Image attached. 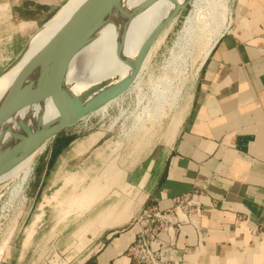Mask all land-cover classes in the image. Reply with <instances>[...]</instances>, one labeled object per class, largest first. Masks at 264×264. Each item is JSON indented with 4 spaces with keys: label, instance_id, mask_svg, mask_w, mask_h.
I'll list each match as a JSON object with an SVG mask.
<instances>
[{
    "label": "crops",
    "instance_id": "obj_1",
    "mask_svg": "<svg viewBox=\"0 0 264 264\" xmlns=\"http://www.w3.org/2000/svg\"><path fill=\"white\" fill-rule=\"evenodd\" d=\"M67 1L0 0V74ZM232 11L228 29L199 67L158 174L143 183L141 207L167 210L173 199L186 195L199 205L196 226H182L174 249L163 254L178 264H264V0H234ZM66 146L54 147L43 167L44 181ZM65 163L63 158L57 167ZM61 179L52 200L46 197L40 205L25 244L37 235L44 206L54 200L55 206L64 201L63 207L86 190L82 175ZM128 206L99 231L94 225L108 206L84 211L82 219L77 212L68 214L63 224L60 210H53L47 242L54 232L74 230L79 238L71 235L69 245L77 250L62 264H135L126 249L134 240L129 223L139 210L134 202Z\"/></svg>",
    "mask_w": 264,
    "mask_h": 264
},
{
    "label": "rangeland",
    "instance_id": "obj_2",
    "mask_svg": "<svg viewBox=\"0 0 264 264\" xmlns=\"http://www.w3.org/2000/svg\"><path fill=\"white\" fill-rule=\"evenodd\" d=\"M193 1L191 0L177 17L168 23L165 27L167 29L165 37L161 38L163 30L150 45L144 54L146 59L141 72L122 96L110 103L104 112L96 111L64 131L57 137L58 139L45 146L44 152L31 160L32 171L25 183L22 196L10 201L7 193L0 192V264H49L52 259L54 262L51 264H62L73 256L76 247L70 249L72 246L69 245V238L73 234L79 238L78 232L57 231L51 236L53 239L47 242L49 230L56 217L53 210H60V220L65 217L68 219V214L75 212L76 217H81L84 211L107 207L113 198L121 194V190L127 189V186L129 188L124 191L125 199L118 210H125L126 206L129 210L128 205L132 202L136 210L142 208L140 203L143 183L158 174L162 160L171 148L178 126L187 110L208 43V39L201 38L185 48L183 57H178L184 49V41L180 39L181 27L191 11L190 5ZM233 2L234 0L227 2L231 20ZM202 31L203 28L196 29V34L199 36ZM165 76L168 78L164 89L171 93L163 107L153 112V119L147 118L149 122L145 121L144 131L138 132L136 136L131 133L126 137L127 129L133 126L135 118L141 116L143 108L153 106L152 101L149 102L152 100L153 88H159L155 85ZM150 112L152 113V110ZM58 142L67 146L59 156L54 157L55 167L50 170L49 177L44 181L43 167L52 158ZM63 158L66 160L65 167H57ZM57 172L59 174L56 177ZM78 175H82V184L86 186V190L89 184L106 179L101 189L99 188V194L97 193L96 201L101 202L93 208L94 203L87 204L88 200L85 198H69L63 207L61 206L64 201L59 200L58 206H55L54 200L51 201L43 208L46 215L40 223L37 235L25 244L32 220L37 216L40 205L46 203V197L51 198L55 190L62 187V177L76 179ZM86 190H83L82 194L86 193ZM91 216L89 215V218ZM60 223L63 224V221ZM7 248L8 251L5 253ZM54 250L58 251L57 256L53 255Z\"/></svg>",
    "mask_w": 264,
    "mask_h": 264
},
{
    "label": "bare ground",
    "instance_id": "obj_3",
    "mask_svg": "<svg viewBox=\"0 0 264 264\" xmlns=\"http://www.w3.org/2000/svg\"><path fill=\"white\" fill-rule=\"evenodd\" d=\"M85 1L68 0L54 17L32 36L21 59L0 75V102L21 69L45 46ZM185 2L187 0H117L99 10L97 12L98 20L92 24V32L89 38L69 62L62 82L65 95L71 99L85 101L95 96L102 87L110 88L129 77L140 48L150 39H153V43L163 30L161 38L165 37L167 32L165 27L179 14L173 15L176 8L185 4ZM227 2L228 0H194L191 3V11L181 27L182 35L180 39L182 38V42L184 41V49H182L178 57L184 56L185 48H188V45L205 38L208 39V43L202 62L205 60L217 38L228 29L231 23V14L227 7ZM164 23L166 24L161 29ZM200 28H203V31L198 36L196 29ZM145 59L146 57L144 56L134 81L141 72ZM167 78L168 76H165L155 85L159 86V88H153L152 100H149V102L152 101L151 105L153 106H145L143 108L141 116L135 118L133 126L127 129L126 137L131 135V133L136 136L138 132L144 131V123L147 118L150 119L152 117L153 119L152 114L163 107L165 100L171 93V91H165L166 89H164ZM34 79L35 74L29 78V80ZM114 101L116 99L110 103ZM110 103L99 110L104 112ZM150 110H152V113ZM58 115L59 112L50 96L20 109L0 128V154L13 148L20 141L25 140L30 134H35L41 128L49 126L52 120L58 118ZM144 117L145 119H143ZM149 119L147 120L148 122ZM20 122L25 124L24 129L20 128ZM10 131L14 133L12 136L9 134ZM45 146L12 170L0 176V192L7 193L9 200L23 193L25 183L28 181L32 171L31 160L39 153L44 152ZM105 180L100 179L97 183L90 184L85 191L86 193H83L79 198L87 199V204L91 202L94 203L93 208L96 207L101 202L96 201L97 193L100 191L99 188L101 189L106 182ZM124 195L125 193L123 192L113 198V201L105 209L103 216L94 225L98 231L105 228L115 217L121 202L125 199ZM96 232H93V234Z\"/></svg>",
    "mask_w": 264,
    "mask_h": 264
},
{
    "label": "water",
    "instance_id": "obj_4",
    "mask_svg": "<svg viewBox=\"0 0 264 264\" xmlns=\"http://www.w3.org/2000/svg\"><path fill=\"white\" fill-rule=\"evenodd\" d=\"M116 1L86 0L83 2L59 31L27 62L17 75L0 102V128L20 109L48 96L52 98L59 115L58 118L52 120L49 126L41 128L35 134H30L28 138L0 154V176L12 170L41 147L55 140L64 131L74 127L85 117L122 96L133 83L144 54L153 39L143 44L135 58L131 74L119 84L110 88L102 87L95 96L85 101L67 97L62 87L70 60L84 46L92 32V24L98 20L97 12ZM190 1L187 0L185 4L178 6L173 15L183 10ZM165 24L161 26V29ZM27 45L6 69L21 59L27 50ZM33 74H35V79L29 80ZM19 126L24 129L25 124L20 122ZM9 134L12 136L14 133L10 131Z\"/></svg>",
    "mask_w": 264,
    "mask_h": 264
},
{
    "label": "built area",
    "instance_id": "obj_5",
    "mask_svg": "<svg viewBox=\"0 0 264 264\" xmlns=\"http://www.w3.org/2000/svg\"><path fill=\"white\" fill-rule=\"evenodd\" d=\"M172 202L167 210L143 206L131 219L129 228L134 240L126 249V256L135 264H178L165 259L163 254L174 249L182 226H196L199 205L194 195L177 197Z\"/></svg>",
    "mask_w": 264,
    "mask_h": 264
}]
</instances>
